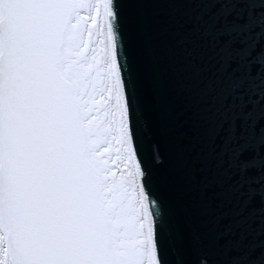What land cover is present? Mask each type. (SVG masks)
<instances>
[{"label":"water","instance_id":"water-1","mask_svg":"<svg viewBox=\"0 0 264 264\" xmlns=\"http://www.w3.org/2000/svg\"><path fill=\"white\" fill-rule=\"evenodd\" d=\"M108 5L158 264H264V0ZM0 11V224L11 258L115 264L63 73L72 2L0 0Z\"/></svg>","mask_w":264,"mask_h":264},{"label":"rangeland","instance_id":"rangeland-1","mask_svg":"<svg viewBox=\"0 0 264 264\" xmlns=\"http://www.w3.org/2000/svg\"><path fill=\"white\" fill-rule=\"evenodd\" d=\"M71 1L74 14L64 44L63 69L80 103L89 157L110 218L112 253L116 264H155L104 1Z\"/></svg>","mask_w":264,"mask_h":264},{"label":"bare ground","instance_id":"bare-ground-1","mask_svg":"<svg viewBox=\"0 0 264 264\" xmlns=\"http://www.w3.org/2000/svg\"><path fill=\"white\" fill-rule=\"evenodd\" d=\"M103 1H104V5H105V7H104L105 19H106V23H107L108 31H109V36L111 38V43H112L111 45H112V50H113V58H114V62H115V70L117 72L118 81H119V86L118 87L120 88L119 91L121 92V95H123V100H124V104H125V92H124V88L122 86V81H121V73H120V68H119V63H118L116 46H115V42H114L113 26H112V20H111L108 0H103ZM129 130H130V128H129ZM129 132L131 133V131H129ZM134 160H135V158H134ZM142 194H143V198H144L143 202L145 203L146 212H147L148 218L150 220V228H149V230L151 232V237H152V240H153L152 244H153V252H154V263L158 264V261H157V258H156V234H157V229H156V225H155V221H154V217H153V213H152V209H151V206H150V203H149L148 196L146 195V192L144 191L143 188H142Z\"/></svg>","mask_w":264,"mask_h":264},{"label":"flooded vegetation","instance_id":"flooded-vegetation-1","mask_svg":"<svg viewBox=\"0 0 264 264\" xmlns=\"http://www.w3.org/2000/svg\"><path fill=\"white\" fill-rule=\"evenodd\" d=\"M2 144H3V140H0V145H2ZM1 159H2V161H4L5 159H7V155H2ZM1 233H2V228H1V226H0V246H1V245H4V247L6 248V246H5V242L3 241V238H2ZM16 255H17L18 258H19V254L16 253ZM19 259H20V258H19ZM20 264H23V263L20 262Z\"/></svg>","mask_w":264,"mask_h":264},{"label":"trees","instance_id":"trees-1","mask_svg":"<svg viewBox=\"0 0 264 264\" xmlns=\"http://www.w3.org/2000/svg\"><path fill=\"white\" fill-rule=\"evenodd\" d=\"M67 75L69 76V74L67 73ZM1 250H2V246L0 247V257L4 258V259H7V254L4 252V253H1Z\"/></svg>","mask_w":264,"mask_h":264}]
</instances>
